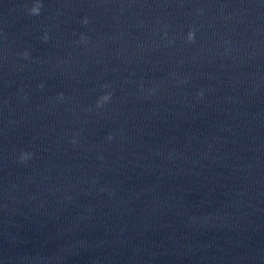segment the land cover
Listing matches in <instances>:
<instances>
[{
	"label": "clouds",
	"instance_id": "clouds-1",
	"mask_svg": "<svg viewBox=\"0 0 264 264\" xmlns=\"http://www.w3.org/2000/svg\"><path fill=\"white\" fill-rule=\"evenodd\" d=\"M41 4L39 2H37L29 11H30V14L32 15H38L39 12H40V8H41ZM88 21L87 19L84 20V23L86 24ZM194 32L193 31H189L188 33V36H187V40L189 42H193L194 41ZM45 39H47V37L45 36ZM82 41L86 38L82 37L81 38ZM28 53L25 52L24 53V56L27 57ZM111 98V94H107V95H104L102 97L99 98V100L97 101V107H102L103 104L105 102H107L108 100H110ZM73 143H75V140H73ZM33 153H30V152H22L21 153V156H20V162H26L28 159H30L32 157Z\"/></svg>",
	"mask_w": 264,
	"mask_h": 264
}]
</instances>
